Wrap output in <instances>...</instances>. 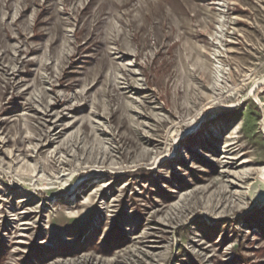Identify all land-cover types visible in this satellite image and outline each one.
Wrapping results in <instances>:
<instances>
[{"label": "rangeland", "instance_id": "374dc122", "mask_svg": "<svg viewBox=\"0 0 264 264\" xmlns=\"http://www.w3.org/2000/svg\"><path fill=\"white\" fill-rule=\"evenodd\" d=\"M261 174L264 0H0V264H264Z\"/></svg>", "mask_w": 264, "mask_h": 264}, {"label": "water", "instance_id": "95a60500", "mask_svg": "<svg viewBox=\"0 0 264 264\" xmlns=\"http://www.w3.org/2000/svg\"><path fill=\"white\" fill-rule=\"evenodd\" d=\"M249 195L252 202L262 204L264 202V184L260 180H256L251 186Z\"/></svg>", "mask_w": 264, "mask_h": 264}, {"label": "bare ground", "instance_id": "6f19581e", "mask_svg": "<svg viewBox=\"0 0 264 264\" xmlns=\"http://www.w3.org/2000/svg\"><path fill=\"white\" fill-rule=\"evenodd\" d=\"M259 180L264 184V174L260 175V179Z\"/></svg>", "mask_w": 264, "mask_h": 264}, {"label": "trees", "instance_id": "16d2710c", "mask_svg": "<svg viewBox=\"0 0 264 264\" xmlns=\"http://www.w3.org/2000/svg\"><path fill=\"white\" fill-rule=\"evenodd\" d=\"M116 237H118V239H119V240H121V239H122V237H121V236H116ZM122 240H123V239H122ZM111 243H112V242H111ZM68 253L72 254V250H69V251H68ZM104 253H105V252H104Z\"/></svg>", "mask_w": 264, "mask_h": 264}]
</instances>
